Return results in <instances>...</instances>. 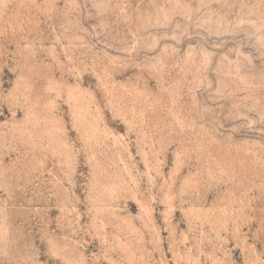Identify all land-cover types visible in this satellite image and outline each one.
Segmentation results:
<instances>
[{"label": "rangeland", "instance_id": "1", "mask_svg": "<svg viewBox=\"0 0 264 264\" xmlns=\"http://www.w3.org/2000/svg\"><path fill=\"white\" fill-rule=\"evenodd\" d=\"M0 264H264V0H0Z\"/></svg>", "mask_w": 264, "mask_h": 264}]
</instances>
